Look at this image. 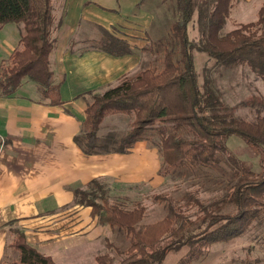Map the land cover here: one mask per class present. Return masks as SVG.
<instances>
[{"label":"trees","instance_id":"1","mask_svg":"<svg viewBox=\"0 0 264 264\" xmlns=\"http://www.w3.org/2000/svg\"><path fill=\"white\" fill-rule=\"evenodd\" d=\"M241 1L176 0L177 20L170 27L173 39L158 41L153 49L145 50L152 57L149 67L121 77L105 92L79 96L87 108L84 127L74 141L85 155L129 154L137 143L147 142L158 150L161 171L167 174L189 179L203 169L223 171V164L231 172L220 198L200 200V191L186 193L177 203L169 197L168 215L146 227L140 224L147 208L140 203L133 209L119 201L110 204V189L100 181H92L86 190L75 189V204L92 208L100 224L122 231L129 243L118 252L119 260L102 254L96 264H163L172 252L229 243L257 223L264 225V169L255 172L252 163L239 160L228 147L232 137L242 138L264 165V97L254 96L245 103L259 109L253 121L238 117L237 109L223 100L211 80L201 82L194 58L195 53L206 55L221 76L244 67L264 82V5L256 21L235 23L233 30L223 34ZM53 2L0 0V31L9 24L22 26L20 47L0 67V95H14L24 81H31L39 85L47 104L63 105L61 85H54L51 67L54 33L61 26L56 23ZM195 20L199 39L190 35ZM96 29V36L88 40L90 50L116 58L136 54V47L126 38ZM112 116L128 118V129L112 128L100 135L105 120ZM166 199L162 194L155 197L160 203ZM190 209L196 210L194 215H188ZM10 232L13 240L8 247L18 259L0 264H56L29 245L23 231L11 228Z\"/></svg>","mask_w":264,"mask_h":264},{"label":"crops","instance_id":"2","mask_svg":"<svg viewBox=\"0 0 264 264\" xmlns=\"http://www.w3.org/2000/svg\"><path fill=\"white\" fill-rule=\"evenodd\" d=\"M86 4L87 15L94 6L101 15L112 12L97 2ZM263 5L264 0H242L232 11L238 8L233 24H246L241 19L249 9L255 10L256 21ZM77 10H72L60 34L65 39L63 48L51 55L54 85H61L63 105L47 104L31 81H24L14 95H0V263L18 259L8 247L13 240L11 228L23 231L29 245L56 264L83 263L112 229L92 216V208L75 204V189L86 190L98 180L108 186L110 197H122V191L137 186L156 188L164 183L160 154L147 142L137 143L129 154L95 156L85 155L75 143L87 108L79 96L105 92L131 72L130 56L116 58L74 47L78 16L88 17ZM21 32L16 24L0 31V67L20 47ZM105 125L100 135L110 131Z\"/></svg>","mask_w":264,"mask_h":264},{"label":"rangeland","instance_id":"3","mask_svg":"<svg viewBox=\"0 0 264 264\" xmlns=\"http://www.w3.org/2000/svg\"><path fill=\"white\" fill-rule=\"evenodd\" d=\"M95 2L100 4V7H106V9L112 12L115 11V13L108 12L106 15H101L94 10L96 8L94 6L90 9V12L93 11V13L87 15L86 3ZM53 4L56 23L61 25L54 33V37L57 39L55 50L63 48L65 39L60 34L64 26L67 25L72 10L76 7L78 9L77 13L84 12L88 17L86 20L82 16H78V18L76 13L78 18L76 24L79 25V32L76 37L77 40L73 41L75 42L74 47L80 48V50L89 47L88 40L98 33L92 25L95 23L93 21L95 18L98 28L106 29L119 37L126 38L136 47V54L127 58V64L131 71L128 75L149 67L152 57L148 56L145 50L153 49L158 41L173 39V36L170 35V27L171 23L177 20L175 16L176 0H145L142 2L141 0H82V2L54 0ZM237 9L224 28L223 34L233 30V19L237 18ZM255 19V10L249 9L241 21L247 23ZM196 21L190 25L192 39H199L200 36ZM21 27L18 25L19 29ZM194 58L196 68L201 75V82L211 80V84L213 86L215 84L221 92L223 100L229 106L237 109L236 115L238 117L253 121L259 109L246 106L245 103L254 96L264 97V82L244 67H240L236 71L227 70L221 76V71L219 73L218 69L214 70V62L209 61L206 55L195 53ZM36 85L39 87L38 84ZM262 115L264 116V108ZM105 124L109 125L111 129L116 128L121 132H125L128 129L129 119L122 116H112L106 119ZM105 124L104 126H106ZM228 147L239 160L252 163L255 172L264 169L263 161L252 154L242 138L232 137L228 142ZM222 167L223 171L203 169L202 173L189 179H182L161 171V178L164 181L162 186L151 188L140 185L130 192L127 190L122 191V197L112 195L109 202L110 204H114L116 201L122 202L128 209H133L138 203L144 205L147 212L140 227H146L168 215L169 211L166 205L169 203V197L177 203L186 193L197 191H200L199 198L203 201H212L223 196L226 192V186L230 182L231 172L227 165L223 164ZM161 194L165 198L167 196V199L165 202L160 203L155 200V197ZM173 207L177 211L179 210L176 204ZM183 209L186 210L185 206H183ZM195 211L190 209L186 212L188 215H194ZM108 244H113L112 248H109ZM128 245L125 234L120 230L112 229L108 239H104L99 246L94 247V255H89L80 264H96V257L102 254H110L119 260L118 252H122ZM244 261L264 264V225L257 223L243 236L229 243L213 244L207 248L196 246L193 250L186 247L181 252H172L163 264H242ZM58 264L67 263L60 262Z\"/></svg>","mask_w":264,"mask_h":264}]
</instances>
